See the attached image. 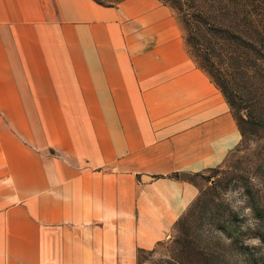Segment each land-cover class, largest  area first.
Masks as SVG:
<instances>
[{
    "label": "crops",
    "instance_id": "1",
    "mask_svg": "<svg viewBox=\"0 0 264 264\" xmlns=\"http://www.w3.org/2000/svg\"><path fill=\"white\" fill-rule=\"evenodd\" d=\"M240 141L163 0H0V264H137Z\"/></svg>",
    "mask_w": 264,
    "mask_h": 264
},
{
    "label": "rangeland",
    "instance_id": "2",
    "mask_svg": "<svg viewBox=\"0 0 264 264\" xmlns=\"http://www.w3.org/2000/svg\"><path fill=\"white\" fill-rule=\"evenodd\" d=\"M163 1L224 92L241 141L192 176L198 193L187 212L137 264H264V0Z\"/></svg>",
    "mask_w": 264,
    "mask_h": 264
}]
</instances>
